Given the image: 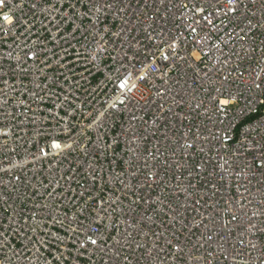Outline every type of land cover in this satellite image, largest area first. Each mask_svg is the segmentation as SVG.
<instances>
[{
	"label": "built area",
	"instance_id": "1",
	"mask_svg": "<svg viewBox=\"0 0 264 264\" xmlns=\"http://www.w3.org/2000/svg\"><path fill=\"white\" fill-rule=\"evenodd\" d=\"M0 264H264V0H0Z\"/></svg>",
	"mask_w": 264,
	"mask_h": 264
},
{
	"label": "snow or ice",
	"instance_id": "2",
	"mask_svg": "<svg viewBox=\"0 0 264 264\" xmlns=\"http://www.w3.org/2000/svg\"><path fill=\"white\" fill-rule=\"evenodd\" d=\"M7 19V18H6Z\"/></svg>",
	"mask_w": 264,
	"mask_h": 264
}]
</instances>
